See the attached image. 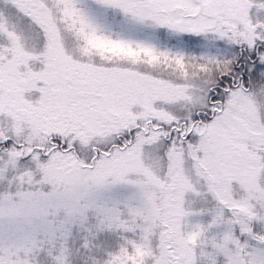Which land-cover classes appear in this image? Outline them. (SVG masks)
Returning <instances> with one entry per match:
<instances>
[{"label":"snow or ice","instance_id":"snow-or-ice-1","mask_svg":"<svg viewBox=\"0 0 264 264\" xmlns=\"http://www.w3.org/2000/svg\"><path fill=\"white\" fill-rule=\"evenodd\" d=\"M0 264H264V0H0Z\"/></svg>","mask_w":264,"mask_h":264}]
</instances>
